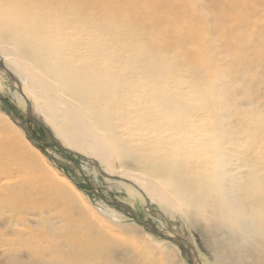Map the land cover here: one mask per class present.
<instances>
[{"label":"bare ground","instance_id":"bare-ground-1","mask_svg":"<svg viewBox=\"0 0 264 264\" xmlns=\"http://www.w3.org/2000/svg\"><path fill=\"white\" fill-rule=\"evenodd\" d=\"M183 1L154 15L138 0H0V70L34 89L63 148L136 167L121 172L199 228L216 264H264V106L242 108L225 86L239 69L206 48L208 16L183 35ZM81 199L1 112V264H174L169 248L85 217Z\"/></svg>","mask_w":264,"mask_h":264},{"label":"rangeland","instance_id":"rangeland-1","mask_svg":"<svg viewBox=\"0 0 264 264\" xmlns=\"http://www.w3.org/2000/svg\"><path fill=\"white\" fill-rule=\"evenodd\" d=\"M138 1L145 3L143 6L146 5L148 12L152 14L154 12L149 8V5H156L159 8L157 10L158 14H161L163 9L161 6H166L168 11L177 13L171 3L166 4V0ZM193 1L196 2V10L191 9L190 0L181 2V7L177 5L183 11L178 12L181 17L176 20L183 35L188 28H192L193 25L195 28V24L202 20L200 15L208 16L209 20L204 22L205 26L209 25L206 28L209 35V43L206 44V48L211 51L216 60L223 58V60H219L223 68L239 69V72L233 77V82L226 77L223 79L225 86L234 85L235 98H238L237 100L241 103L242 108L264 106V60H258L260 52L264 54V0ZM212 11L214 12L212 13ZM1 53L0 64L5 66L4 61L7 57ZM234 59L237 60L238 67H236ZM175 63L172 69H181L179 63L177 61ZM0 69L3 70L1 66ZM220 69L222 68L220 67ZM1 70L0 72H2ZM2 74L4 81L0 82V95L4 97L13 116L18 120H22L31 110V115L34 117L44 118L43 111H35L32 107L31 103L37 101V94L34 89L30 88L25 82L23 83L18 75L14 76L12 73L9 75L6 71H3ZM249 101L252 104L247 106L246 103ZM36 109L39 110L37 107ZM1 112H4V109L0 103V117ZM21 129L31 146L37 148L48 162L65 175L81 192L82 199L77 203V206L85 217L95 220L99 216L113 228L120 230L119 236L131 240L145 239L154 248H169L174 264H190L176 243L169 240L163 241L167 239L160 238L141 224V222L148 221L165 236L172 234L174 238H178L189 249L197 264H216L210 245L199 228L193 226L179 209H172L155 199L146 190H143L144 188L141 189L142 186L138 180L130 179L127 174L121 172L128 170L129 173H134L137 172L136 167L115 159L107 169L102 164L100 166L97 157L94 156L93 160H89L77 151L67 149L69 155L76 161V164H73L68 157L61 153L58 147L48 142L46 134L36 123L27 120ZM58 137L60 138H57L59 141L63 139L61 135H58ZM41 164L45 166L44 163ZM109 172L110 175H108ZM113 173L115 174L113 175ZM82 177L89 180L93 187H90ZM126 187L133 191L134 196L126 192ZM94 189L106 199L125 203L138 221L108 205L95 193ZM243 248L250 249L251 247L244 245ZM248 252L251 253V251ZM250 253L249 257H251ZM261 253L262 251H257L255 253L256 257ZM261 257L262 254L260 258H255L256 261L259 262Z\"/></svg>","mask_w":264,"mask_h":264},{"label":"water","instance_id":"water-1","mask_svg":"<svg viewBox=\"0 0 264 264\" xmlns=\"http://www.w3.org/2000/svg\"><path fill=\"white\" fill-rule=\"evenodd\" d=\"M1 67H3V65L0 64ZM9 75H11V73L7 70H5ZM0 103L4 109V112L6 113V115L13 120L17 125H19L20 127H23L25 122L27 120H30L34 123H36L46 134L47 138H48V142L56 147H58L61 151V153L63 155H65L66 157H68L73 164H76V161L73 157H71L69 155V150L63 148L61 146V144L53 137L51 130L38 118L34 117L33 115H31V113H27V115L25 116L24 119L22 120H18L16 119L13 114L11 113V111L8 108L7 103L4 100V97L2 95H0ZM83 180L90 186L93 187V185L89 182V180L85 179L84 177H82ZM95 193L101 198L103 199L108 205L113 206L115 208H117L118 210H120L121 212L131 216L133 219H135L136 221H138V219L136 218V216L134 215V213L121 201H116V200H112V199H106L103 195H100L97 190H95ZM142 225H144L147 229H149V231H151L152 233H155L156 235H158L160 238L162 239H167L169 241H173L175 242L181 249V251L183 252V254L186 256L188 262L190 264H195L193 261V255L191 254V252L189 251V249L183 245L181 242H179V240L177 239H173V238H169L167 236H165L164 234H162L154 225H152L151 223H149L148 221H144L141 222Z\"/></svg>","mask_w":264,"mask_h":264}]
</instances>
